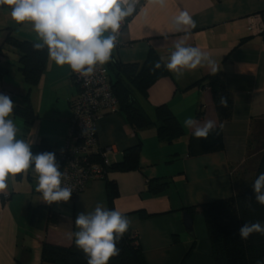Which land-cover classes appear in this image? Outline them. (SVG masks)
<instances>
[{
  "label": "crops",
  "instance_id": "obj_1",
  "mask_svg": "<svg viewBox=\"0 0 264 264\" xmlns=\"http://www.w3.org/2000/svg\"><path fill=\"white\" fill-rule=\"evenodd\" d=\"M138 2L135 14L119 29L112 56L123 64H138L153 50L166 61L175 43L183 40L185 46L200 48L217 63L216 73L232 94L233 110L223 125V150L189 157L187 142L192 130L184 128L183 121L193 117L201 124L212 120L218 125L210 89L193 86L212 73L205 62L204 67L185 71L179 78L167 70L169 74L149 88L145 99L137 98L151 120L156 107H169L184 131L171 144L159 142L154 127L133 132L120 112L100 117L96 149L108 150L107 165L120 162L124 151L141 144V171L107 175L119 192L112 207L130 220L129 229L146 264H179L193 243L186 264H214L202 215L197 211L188 233L181 210L233 196L240 185L235 177L247 161L249 142L264 131V40L249 29L251 20L258 24V15L264 13V0H165L163 6L157 0ZM179 11L187 12L196 27L172 30V19ZM9 33L18 41L35 42L37 36L30 23L12 20L10 8L0 9V94L10 97L14 109L23 107L29 94L35 114L26 131L23 120L13 112L10 118L19 129L17 138L31 147L47 140L59 153L69 132L71 103L78 94L69 66L56 65L47 52L38 84L28 89L19 72L20 54L5 42ZM11 57L16 66L9 64ZM153 179L167 185L156 196L146 190ZM7 183L6 194H0V264H40L44 243L74 245L69 233L77 230L74 221L79 213L94 211L97 203L109 208L104 181L88 182L61 205L48 204L36 191L34 169L9 176Z\"/></svg>",
  "mask_w": 264,
  "mask_h": 264
},
{
  "label": "clouds",
  "instance_id": "obj_2",
  "mask_svg": "<svg viewBox=\"0 0 264 264\" xmlns=\"http://www.w3.org/2000/svg\"><path fill=\"white\" fill-rule=\"evenodd\" d=\"M160 5L165 0H157ZM138 0H0V6L11 9V18L17 24L30 23L37 39L33 49L47 48L48 57L56 65H68L81 77L93 75L98 65L112 60L121 22L136 11ZM172 30L195 28V21L185 11H179L172 19ZM107 33V35H105ZM175 50L165 61H156L153 70L161 67L174 73L177 78L185 71L204 67L207 62L212 73L219 70L217 63L207 52L198 47L185 46L183 40L175 43ZM87 84L88 81L85 80ZM221 104L227 101L221 98ZM14 103L9 96L0 94V194H6L9 176L25 173L32 165L37 174L36 191L48 204L68 202L73 189L62 187L65 174L59 170L53 152L33 154L31 144L17 138L19 129L12 117ZM183 127L192 130L196 138H207L216 128L214 121L202 124L193 117L183 121ZM255 201L264 206V172L252 184ZM76 231L69 239L85 255L87 264H108L110 258L119 254L118 241L128 231L130 220L120 211L108 209L97 203L94 211L82 212L75 218ZM264 235V223L246 222L239 229L241 240L253 234ZM256 264H264L257 261Z\"/></svg>",
  "mask_w": 264,
  "mask_h": 264
},
{
  "label": "trees",
  "instance_id": "obj_3",
  "mask_svg": "<svg viewBox=\"0 0 264 264\" xmlns=\"http://www.w3.org/2000/svg\"><path fill=\"white\" fill-rule=\"evenodd\" d=\"M138 6L139 2L136 10ZM1 8L8 7L0 6ZM135 12L126 17L123 24L128 22ZM261 16L264 17V13H261ZM260 35L264 40V32ZM5 40L8 46L16 49L20 54L19 72L24 83L28 89L35 87L46 66L47 48L36 51L33 49V42L18 41L12 38L10 33ZM158 60L160 58L153 50H150L142 63L123 64L112 56V60L104 66L108 71L111 93L117 102V113L120 112L123 115L127 125L133 132L154 127L157 140L171 144L181 138L184 131L169 107L167 105L156 107L154 109V120H151L143 112L137 101L138 97L145 99L149 88L157 80L169 74L164 67L153 70L154 63ZM193 86L210 89L218 125L207 138H196L191 134L187 142V154L189 157H197L221 152L223 150V125L231 119L233 110L232 94L227 91L223 79L218 73L207 75ZM28 96L29 94L25 97L23 107L14 109L15 116L23 120L26 131L31 129L35 121V114L28 102ZM221 98L227 101V106L221 104ZM252 141L256 145V151L252 154L255 159L249 164L251 166L250 171L253 174L247 184L236 185L235 194L229 198L205 203L198 209L197 207H189L181 210L186 212L191 219L197 211L202 215L214 264H256L257 261H264V235L256 233L247 240H241L239 236V229L246 222L258 220L264 223V206L256 203L252 188L255 178L261 172H264V131L254 135L249 142V148H251ZM54 148L47 140L42 139L34 147H31V151L34 155L53 152L57 162L58 152H55ZM140 152L141 144L138 143L123 152L120 162L110 165L104 164L98 153L92 156L93 161L101 165L105 172L104 182L109 203L108 209H113L112 203L119 196V192L116 183L108 180L107 175L115 172L141 171ZM246 163L239 170L243 169ZM29 169H34V165ZM243 174L245 173L243 172ZM166 186V183H162L161 179H153L147 182L146 190L156 196L164 192ZM117 248L119 254L110 258L108 264H146L142 251L136 244L135 235L130 229L118 241ZM193 249L194 243L186 251L179 264H186ZM40 260V264H87L85 255L75 244L62 247L44 243L41 247Z\"/></svg>",
  "mask_w": 264,
  "mask_h": 264
},
{
  "label": "built area",
  "instance_id": "obj_4",
  "mask_svg": "<svg viewBox=\"0 0 264 264\" xmlns=\"http://www.w3.org/2000/svg\"><path fill=\"white\" fill-rule=\"evenodd\" d=\"M257 18L258 24L255 23L256 20H251L249 29L260 35L264 32V17L258 15ZM70 79L77 87L78 94L71 103L69 132L58 153L57 163L59 170L65 174L61 186L73 189L71 200L88 182L104 181L105 172L102 166L95 163L92 158L98 153L103 163L107 164L108 150H96V121L102 116L117 113L118 110L116 99L111 93L108 71L104 65H98L90 77H81L70 69ZM85 80L88 81L87 84ZM54 203L61 205L67 202Z\"/></svg>",
  "mask_w": 264,
  "mask_h": 264
},
{
  "label": "rangeland",
  "instance_id": "obj_5",
  "mask_svg": "<svg viewBox=\"0 0 264 264\" xmlns=\"http://www.w3.org/2000/svg\"><path fill=\"white\" fill-rule=\"evenodd\" d=\"M9 62V64L11 65V66H16V62H15V59L13 58V57H11L10 58V60L8 61ZM43 85L44 84H42V88L41 89H43ZM254 137V136H253ZM252 137V138H253ZM252 143V145L250 146L251 148H249L248 149V153H247V163H246V166L243 168V169H241V170H239L238 171V173L240 174V175H237L236 177H235V181L236 182H238L239 184H241V183H245V184H247L249 181H250V179H251V177H252V171H250V167L251 166H249V164L255 159L253 156H252V154L256 151L255 149V143H254V141H252L251 142ZM243 172L245 173V174H243Z\"/></svg>",
  "mask_w": 264,
  "mask_h": 264
},
{
  "label": "water",
  "instance_id": "obj_6",
  "mask_svg": "<svg viewBox=\"0 0 264 264\" xmlns=\"http://www.w3.org/2000/svg\"><path fill=\"white\" fill-rule=\"evenodd\" d=\"M182 223H183L185 230L188 233H191L193 222H192L191 217L186 212L182 213Z\"/></svg>",
  "mask_w": 264,
  "mask_h": 264
}]
</instances>
